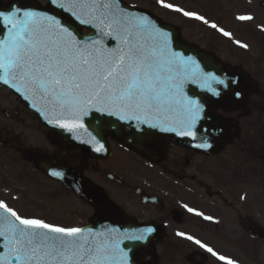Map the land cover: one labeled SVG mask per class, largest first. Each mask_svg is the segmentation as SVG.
<instances>
[{"label":"flooded vegetation","instance_id":"obj_1","mask_svg":"<svg viewBox=\"0 0 264 264\" xmlns=\"http://www.w3.org/2000/svg\"><path fill=\"white\" fill-rule=\"evenodd\" d=\"M36 1L45 5V0ZM122 1L175 25L183 41L237 67L245 77L246 98L216 108L213 117L221 123L199 125L196 140L167 138L164 152L148 158L111 136L99 153L54 143L39 116L0 85V200L20 214L48 195L56 199L58 191L76 196L36 166L35 156L41 154L97 185L124 219L151 225L157 257L142 254L140 260L223 264L177 235L183 232L237 264H251L252 258L253 264H263L264 240L253 230L264 229V0H166L204 16L231 38L162 8L157 0ZM242 15L253 19L238 20ZM204 141L211 147H194ZM81 200L87 207L84 224H90L97 208ZM184 205L214 219L205 220Z\"/></svg>","mask_w":264,"mask_h":264},{"label":"snow or ice","instance_id":"obj_2","mask_svg":"<svg viewBox=\"0 0 264 264\" xmlns=\"http://www.w3.org/2000/svg\"><path fill=\"white\" fill-rule=\"evenodd\" d=\"M157 3L231 38L230 32L204 16L166 0ZM121 5L122 0H45L42 8L13 5L0 11V84L28 101L48 125L73 139H80V130L88 131L84 118L95 112L134 126L142 136L148 128L196 140L204 105L187 95L185 86L195 84L219 97L217 86L226 89L228 81L204 72L193 57L177 51L172 33L150 16ZM59 13L94 29V35L81 38ZM235 43L247 48L240 41ZM241 96L235 92L237 99ZM88 134L91 140L81 143H92L94 151H103L104 144ZM194 147L207 149L211 144L204 141ZM49 175L64 179L58 170H50ZM184 207L205 220L214 219ZM154 231L146 227L139 234L124 236L115 228L94 231L61 226L21 216L0 200V264H129L122 240L145 241ZM177 235L223 264H237L191 235Z\"/></svg>","mask_w":264,"mask_h":264},{"label":"water","instance_id":"obj_3","mask_svg":"<svg viewBox=\"0 0 264 264\" xmlns=\"http://www.w3.org/2000/svg\"><path fill=\"white\" fill-rule=\"evenodd\" d=\"M20 0H13L10 4H0V11H8L11 9L13 5H20ZM123 6V5H121ZM53 12H56L58 10H52ZM152 18V17H151ZM155 20V19H153ZM156 21V20H155ZM157 24L165 29L166 31L172 33L173 36V42H174V48L181 52L184 56H191L196 61H200V68L204 72H213L217 76H225L228 73V68L222 67L218 64L212 63L210 60H208L206 57L201 58L200 54L197 56L198 52H195L193 50L185 49V47L182 45L179 37L175 32H173L169 27L166 25L159 23L156 21ZM82 25H79L75 22L74 28L78 31L79 36L81 38H88L91 35H94L95 30L93 29V32L88 36H82L80 35V29ZM110 46H114V42H110ZM232 81L229 80L228 87L225 89L222 86H217L220 88V96L216 97L211 95V93H208L206 91H203L199 88L198 85L195 84H187L185 86V92L187 95L194 99H198L202 105H204V118L200 121L201 124L206 125L207 122L210 120L209 115L211 114V111L218 105L223 104L227 105L229 101L232 99L230 95L229 86L232 85ZM26 101V100H25ZM29 105L30 103L26 101ZM42 118V117H41ZM44 121V119L42 118ZM210 122V121H209ZM44 123L48 125L45 121ZM85 126L87 127L88 131L85 132L84 130H80L79 135H81V138L78 140H86L90 141L91 136H89L88 133H91L92 135L96 136L98 140L104 141V137L107 133L112 132L114 135L118 136L120 140L124 143L129 144L130 146H133L137 148L140 152H142L145 155H150L154 150H157V147L159 145V142L162 141V139L165 136H171L173 133H161L154 129H148L145 128L144 132L146 135H141V133H138L135 131L134 126L125 124L121 121L116 120L112 117L107 116H100V114L92 112L88 117L84 118ZM51 127V125H48ZM129 128L130 133L128 135H125L123 133V128ZM55 129V128H54ZM56 137L61 136L65 139L73 141V137L71 134L64 132L60 129H55ZM74 142V141H73ZM76 143V142H74ZM87 146L90 147V149L93 150V144L92 143H86ZM38 166L46 171L47 173L50 172V170H56L54 169L56 165L52 164L50 161H39ZM58 171L63 172L64 179H60L63 183H65L67 186H69L71 189L77 191L83 196H86L88 199L93 201L95 204L99 205L101 207V214L102 218L100 221H102V225L97 224L91 228L94 229V231H103L105 229H118L120 233L124 234V236L128 235H135L134 232H136L139 227L132 223H127L119 218L112 217L113 214L111 213L110 209L107 207H104L103 204H105L103 201H99L96 198L91 199L89 194L87 193V190L84 189L83 186L75 184L72 182L71 174L72 171L70 169H63L62 167H58ZM74 183V184H73ZM260 236L264 238V231L259 233ZM121 247L125 249V251L128 252L129 255V264H146L141 263L136 260V257L139 253L148 251L151 247L150 243L145 241H138V240H128L123 239Z\"/></svg>","mask_w":264,"mask_h":264},{"label":"rangeland","instance_id":"obj_4","mask_svg":"<svg viewBox=\"0 0 264 264\" xmlns=\"http://www.w3.org/2000/svg\"><path fill=\"white\" fill-rule=\"evenodd\" d=\"M55 196L48 195L37 206L20 213L21 216L43 219L61 226H80L85 222L86 205L77 197L58 191ZM264 256V246L262 247ZM263 262V261H262ZM253 258L251 264H253ZM262 264V263H261ZM264 264V262H263Z\"/></svg>","mask_w":264,"mask_h":264},{"label":"bare ground","instance_id":"obj_5","mask_svg":"<svg viewBox=\"0 0 264 264\" xmlns=\"http://www.w3.org/2000/svg\"><path fill=\"white\" fill-rule=\"evenodd\" d=\"M59 18H62L65 23H69L71 24L73 27L75 26V21L72 20L70 17H68L67 14H64V13H59Z\"/></svg>","mask_w":264,"mask_h":264}]
</instances>
